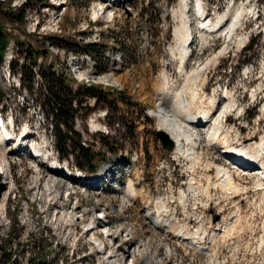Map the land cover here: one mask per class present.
Instances as JSON below:
<instances>
[{"label": "rangeland", "instance_id": "rangeland-1", "mask_svg": "<svg viewBox=\"0 0 264 264\" xmlns=\"http://www.w3.org/2000/svg\"><path fill=\"white\" fill-rule=\"evenodd\" d=\"M25 2L13 0L12 6ZM189 2L191 19L197 23L194 0ZM203 2L214 21L235 5L237 13H242V24L231 36L228 30L213 33L205 42L194 33L192 56L183 73L179 53L171 49L178 44L176 29L182 24L180 0H48L30 8L25 22L1 18L13 37L5 55L9 59L0 68V110L9 121L14 118L20 139L21 133L26 138L20 146L25 149L18 153L13 142L0 145L9 150L6 169L0 170V257L2 250L12 249L20 264H29L36 255L46 264H264V193L255 189L261 175L251 174L252 168L247 172L231 169L251 191L232 203L224 201L220 189L212 185L210 200L200 189L189 188L194 176L195 185L205 187L207 175L216 180L217 164L226 166L224 149L208 144L213 124L208 131L206 125L199 127L195 147L201 158L193 169L192 155L187 158L174 148L166 149L157 135L161 126L153 116L152 95L166 75L170 90L182 91L187 98L199 95L195 113L214 108L217 114L224 107L225 93L234 95L237 109L224 122L226 129L233 128L232 135H238L235 146L248 138L260 141L264 137V1ZM103 6H107L105 12ZM90 42L99 44L102 63L72 46ZM18 46L46 53L39 62L54 63L76 80L74 86L94 84L114 92L116 102L111 108L100 103L89 110L96 102L91 98L74 122L83 143L99 152L95 175L82 177L75 158L59 157L52 121L46 113L42 117L40 103L33 101L38 84L36 93H31L22 88L19 75L10 72L8 62L15 58ZM221 50L213 63L193 75ZM111 72L121 83L105 81L103 76ZM213 96L215 105L210 103ZM105 137L116 152L105 144ZM36 147L41 153L34 151ZM53 162L64 170L68 166L65 174L77 177L78 182L62 177ZM104 167L118 175L90 179L102 175ZM109 168L105 174H112ZM130 180L141 194L151 192L170 202L191 231L202 226L211 234L217 228L215 221L235 217L238 206L240 220L229 233L219 235L216 243L204 238V249H196L146 220L143 198L132 202L127 198ZM181 191L186 192L185 203ZM103 214L104 219L98 218ZM70 218L77 225H69ZM93 221L98 227L95 234L87 232Z\"/></svg>", "mask_w": 264, "mask_h": 264}, {"label": "bare ground", "instance_id": "bare-ground-1", "mask_svg": "<svg viewBox=\"0 0 264 264\" xmlns=\"http://www.w3.org/2000/svg\"><path fill=\"white\" fill-rule=\"evenodd\" d=\"M121 1L123 2L124 0ZM180 1L182 5L180 14L182 18V24L176 29L178 44L171 49L174 54L179 53V59L181 62L180 71L181 73H183L186 72V62L189 60L190 52L192 51L191 44L194 39V33L199 34L200 41L202 42L207 41V39L213 33H221L227 30V32H229L231 36L241 27L243 16L242 13H237L234 5L228 12L219 14L217 20L214 21L212 19H209L208 16L204 15L206 9L204 7L203 0H194L193 5L196 7H194V9L195 12H198V15L196 16L197 23H195L191 19L192 17L189 0ZM106 8L107 6H103L102 10L105 12ZM222 52L223 50L219 51L203 67L198 68L193 75L198 76L200 72L211 63H213L214 60L218 58V56ZM103 77L105 81L107 80L108 82L115 84L121 83L120 77H115L114 72L106 74ZM167 77L166 75H164L163 83L155 86V90L152 95V101L154 102L156 110H153V116L157 118L160 123L161 127L159 129L161 131H165L170 139L174 142L173 150H175L178 155H184L187 158L188 156L192 155L193 162L191 165V169L195 168V165L201 158L200 155H196L197 149L195 147L197 145V140L200 137L199 127L213 124L211 131L207 135L209 140L208 144L210 145L209 147L213 148L215 146L217 148L220 147L224 149L225 152L223 154L226 157L227 163L229 162V159H234V162H231L233 163L231 164V166L227 165V163L226 166L217 164V171L215 176L216 180L213 181L214 178L211 174L207 175L208 185H205V187L203 186L204 184H201L199 181L198 182L200 184L195 185L196 182L194 176L191 179V186L189 189H193L194 191L200 189L201 191H203V194L208 199H210L212 198L211 188L213 185L215 188L220 189L221 193L223 194L224 201L235 203L236 198L240 197V195L248 194L251 190L248 188L249 186H247L246 183L245 185L241 183L240 180L237 181L235 175L232 174L230 170L235 168L236 170L247 172L249 168H252L251 170H249L251 174L258 173L261 175L258 178L257 187L255 189L257 191L261 190L264 193V137L260 141L248 138L245 141L242 140L240 142V145L235 146L234 137H237L238 135L231 134L233 128L226 129L225 127V117H227L228 114L237 109L234 108V95H232L231 92L225 93L226 98L224 99V107L217 114L215 113L214 108L195 113L194 109L197 106L195 100L199 95H196L195 93L190 96V98H187V95H185V93H183L182 91H175V88L173 89L174 91L170 90V88H168L169 81ZM216 101V97H211L210 103L215 105ZM41 111L42 117H45L44 110ZM21 135L23 137L22 139H20V136L16 135L15 140L9 141L12 133L10 136L9 133L0 129V145L4 146L8 144V141L9 143L13 142L17 145L15 153H18L20 149H25V147L20 148L21 141L26 138L23 133H21ZM18 137L20 140H18ZM8 151L0 148V170L2 171L6 169L5 167L7 163H5V160L7 159L6 153ZM34 151L40 152L41 150L36 147L34 148ZM54 164L56 168H60V166H58L56 163ZM59 170L61 171L60 175H62V177L70 180L71 182H78L77 177L72 178L70 177V175L65 174L63 168H60ZM50 186L54 187V183ZM140 194L141 193L138 191L135 183L130 180L126 192L127 198L131 202L137 201L140 196L143 198L146 209V220L150 224L154 225L157 230L170 233V235H172L174 238L179 239L183 244L191 245L196 249H204V238H210L212 239L211 242L216 243L219 235L229 233V231H231V229L233 228V225L238 223V221L240 220L241 207L238 206L235 211V217L233 216L232 218H228L224 216L222 217V220L220 222L219 220L215 221L217 228L215 227L211 234H208V231L202 226L198 227L195 231H191L188 226L189 223L182 222L180 220L178 211L172 208V204H170V202L161 200L153 196L151 192H143L141 195ZM185 194V191H181V201L183 203H185ZM215 199H217L219 202H223L218 198ZM261 200L264 201V196ZM186 213L189 214L188 211ZM77 219H79V217ZM74 220V218H70L69 220H67V223L71 226L77 225V221ZM94 223L95 221L90 223V227H88L89 229L87 232L93 231V233L95 234L98 227H96ZM108 232L109 233H107V236L111 237L113 234L110 231ZM208 249L212 251V247Z\"/></svg>", "mask_w": 264, "mask_h": 264}, {"label": "trees", "instance_id": "trees-1", "mask_svg": "<svg viewBox=\"0 0 264 264\" xmlns=\"http://www.w3.org/2000/svg\"><path fill=\"white\" fill-rule=\"evenodd\" d=\"M12 1L0 0V6L4 5L3 9H0V68L5 61L6 51L13 37L1 18L18 23L25 22L27 11L30 8L47 3L48 0H26L20 7L12 6ZM17 41L22 43L19 40ZM52 44L71 49V47L62 43L52 42ZM76 45L72 44L76 47L74 51L93 55L96 57L97 63L98 61L101 62L103 51L97 49L98 43L90 42L79 47ZM18 49L15 58L10 61V72L18 74L22 88L31 93H36L35 85L38 84L37 98L33 101L40 103L42 110L52 121V130L55 131L54 146L59 157L62 159L75 158L77 168L87 173L96 172L98 168L96 161L99 152H94L90 145L86 146L83 143L81 133L74 128V122L80 115L82 108L87 107L84 104L91 98L95 99L96 102L93 107H87L89 110H94L100 103H104L105 106L111 108V103L116 102V98H112L114 92L103 90L94 84L78 83L77 86H74L73 82L76 80L70 79L65 71L60 72L54 63L44 65L39 62L40 56L46 57V53L42 52L40 54L31 46H22ZM104 139L105 144L110 147L111 151L116 152V148L111 146L107 138ZM2 251L0 264H20L19 260L14 257L12 249ZM29 264H46V261L40 255H36L30 258Z\"/></svg>", "mask_w": 264, "mask_h": 264}, {"label": "water", "instance_id": "water-1", "mask_svg": "<svg viewBox=\"0 0 264 264\" xmlns=\"http://www.w3.org/2000/svg\"><path fill=\"white\" fill-rule=\"evenodd\" d=\"M158 137L163 142L166 149L171 150L174 147V142L170 139L168 134L165 131L157 132ZM219 219V217H218Z\"/></svg>", "mask_w": 264, "mask_h": 264}]
</instances>
